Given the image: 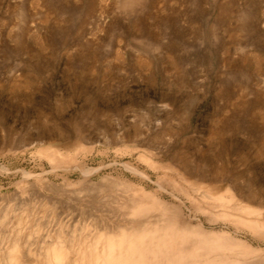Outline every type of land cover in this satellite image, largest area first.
<instances>
[{
  "label": "rangeland",
  "instance_id": "374dc122",
  "mask_svg": "<svg viewBox=\"0 0 264 264\" xmlns=\"http://www.w3.org/2000/svg\"><path fill=\"white\" fill-rule=\"evenodd\" d=\"M0 264H264V0H0Z\"/></svg>",
  "mask_w": 264,
  "mask_h": 264
}]
</instances>
